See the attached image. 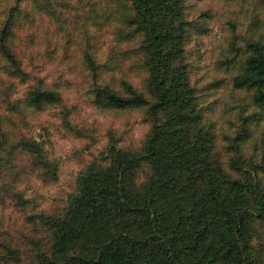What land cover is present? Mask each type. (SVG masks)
Returning <instances> with one entry per match:
<instances>
[{
	"label": "trees",
	"instance_id": "obj_1",
	"mask_svg": "<svg viewBox=\"0 0 264 264\" xmlns=\"http://www.w3.org/2000/svg\"><path fill=\"white\" fill-rule=\"evenodd\" d=\"M7 1L13 2L0 25V56L10 76L26 82L13 42L23 1ZM189 2L118 0L119 22L143 37L138 53L149 75L146 94L129 84L123 95L100 84L95 103L145 111L150 132L137 151L111 142L103 162L79 174L61 208L27 216L31 233L14 244L23 258L8 248L11 259L20 264H264V139L261 155L245 149L247 130L220 146L185 62ZM261 42L249 45L234 88L246 91L264 117ZM86 60L98 77L101 67L90 54ZM27 99L36 110L59 101L38 85ZM10 143L0 122V191L5 194L15 191L20 175L10 161ZM13 147L26 155L28 170L39 181L57 182L58 167L40 143L22 139ZM15 198L22 207L31 206L21 194Z\"/></svg>",
	"mask_w": 264,
	"mask_h": 264
},
{
	"label": "rangeland",
	"instance_id": "obj_2",
	"mask_svg": "<svg viewBox=\"0 0 264 264\" xmlns=\"http://www.w3.org/2000/svg\"><path fill=\"white\" fill-rule=\"evenodd\" d=\"M22 1L13 42L29 79L10 76L0 56V122L11 136V164L20 170L15 191H0V264L19 263L7 249L18 250L14 244L30 235L27 216L61 208L75 191L79 174L102 163L111 142L139 150L152 122L141 109H105L95 103L94 90L100 84L122 95L129 84L146 94L149 75L138 53L143 37L119 22L118 0ZM12 2L0 0V25ZM189 6L185 62L202 92L205 113L215 123L219 144H229L247 130L245 149L261 155L264 117L246 91L234 88V79L249 45L258 40L264 44V0H190ZM88 54L101 67L98 77L88 65ZM37 85L56 93L59 101L40 110L30 108L27 98ZM22 139L42 145L58 167L56 183L45 184L28 170L26 155L13 147ZM224 153L229 159L230 153ZM15 194L31 206L22 207Z\"/></svg>",
	"mask_w": 264,
	"mask_h": 264
}]
</instances>
